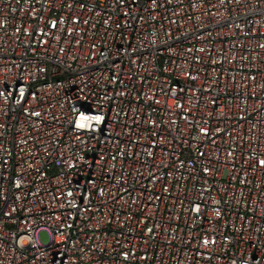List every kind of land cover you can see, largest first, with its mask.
I'll use <instances>...</instances> for the list:
<instances>
[{
    "label": "built area",
    "instance_id": "built-area-1",
    "mask_svg": "<svg viewBox=\"0 0 264 264\" xmlns=\"http://www.w3.org/2000/svg\"><path fill=\"white\" fill-rule=\"evenodd\" d=\"M0 264H264V0H0Z\"/></svg>",
    "mask_w": 264,
    "mask_h": 264
},
{
    "label": "rangeland",
    "instance_id": "rangeland-1",
    "mask_svg": "<svg viewBox=\"0 0 264 264\" xmlns=\"http://www.w3.org/2000/svg\"><path fill=\"white\" fill-rule=\"evenodd\" d=\"M40 237H41V240H42L44 243L49 242V236H48V234H47L46 232H41Z\"/></svg>",
    "mask_w": 264,
    "mask_h": 264
}]
</instances>
